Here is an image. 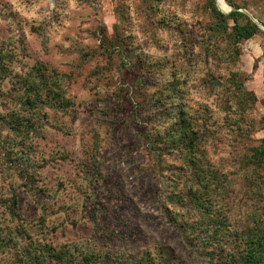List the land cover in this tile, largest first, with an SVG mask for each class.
Instances as JSON below:
<instances>
[{
	"label": "rangeland",
	"instance_id": "374dc122",
	"mask_svg": "<svg viewBox=\"0 0 264 264\" xmlns=\"http://www.w3.org/2000/svg\"><path fill=\"white\" fill-rule=\"evenodd\" d=\"M223 4L264 25V0H0V264H251L264 30Z\"/></svg>",
	"mask_w": 264,
	"mask_h": 264
},
{
	"label": "trees",
	"instance_id": "16d2710c",
	"mask_svg": "<svg viewBox=\"0 0 264 264\" xmlns=\"http://www.w3.org/2000/svg\"><path fill=\"white\" fill-rule=\"evenodd\" d=\"M239 8V7H236ZM220 13V12H219ZM221 17L224 21L225 27L226 28H231L233 31V35L236 37V40H241V39H250L253 37L254 34L258 32V26L255 22L251 20V18L246 15L244 12L241 11H231L228 15H224L222 13ZM245 18L246 22L241 24L240 19ZM229 20L233 21V25L230 26V23L228 22ZM27 103L30 104L31 106H35L38 103L34 101L27 100ZM37 105L33 108H37ZM30 109V108H28ZM183 122L179 124V129H175L174 132L176 135V140L183 144L185 147H190L189 149H198L197 145V137L195 134L190 130V126L188 123V120L186 118H182ZM23 119L18 120L16 125L17 129L21 128L20 126L23 124ZM24 129V131H27V128H21ZM171 133V134H172ZM26 136V135H25ZM23 136V137H25ZM27 137V136H26ZM254 155L256 157L262 159L264 158V148H255L254 149ZM190 158H196L195 155L190 156ZM251 244L247 248V251L244 256L241 257L243 259L242 262H249L251 264H264V232L261 233L260 236H258L256 239H251ZM241 260L238 259L236 263L240 264ZM235 264V262L232 261H227L224 264ZM83 264H92L91 259H85Z\"/></svg>",
	"mask_w": 264,
	"mask_h": 264
},
{
	"label": "water",
	"instance_id": "95a60500",
	"mask_svg": "<svg viewBox=\"0 0 264 264\" xmlns=\"http://www.w3.org/2000/svg\"><path fill=\"white\" fill-rule=\"evenodd\" d=\"M241 11V12H246L253 20H254V22H256L259 26H260V28H262L263 30H264V25L262 24V23H260L250 12H248L247 10L246 11H244L243 9H241V8H236V7H231L230 6V10L228 11V12H231V11ZM228 12H226V13H228Z\"/></svg>",
	"mask_w": 264,
	"mask_h": 264
},
{
	"label": "bare ground",
	"instance_id": "6f19581e",
	"mask_svg": "<svg viewBox=\"0 0 264 264\" xmlns=\"http://www.w3.org/2000/svg\"><path fill=\"white\" fill-rule=\"evenodd\" d=\"M222 8L223 9H226V10H228L229 8L227 7V5L226 4H223V6H222ZM228 8V9H227ZM229 11V10H228Z\"/></svg>",
	"mask_w": 264,
	"mask_h": 264
}]
</instances>
